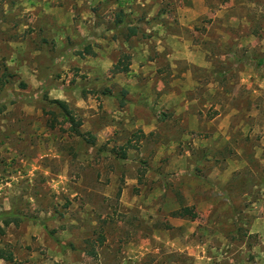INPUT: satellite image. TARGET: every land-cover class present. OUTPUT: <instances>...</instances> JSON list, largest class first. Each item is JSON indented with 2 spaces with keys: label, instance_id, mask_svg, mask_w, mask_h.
Returning <instances> with one entry per match:
<instances>
[{
  "label": "rangeland",
  "instance_id": "obj_1",
  "mask_svg": "<svg viewBox=\"0 0 264 264\" xmlns=\"http://www.w3.org/2000/svg\"><path fill=\"white\" fill-rule=\"evenodd\" d=\"M0 248L264 264V0H0Z\"/></svg>",
  "mask_w": 264,
  "mask_h": 264
},
{
  "label": "trees",
  "instance_id": "obj_2",
  "mask_svg": "<svg viewBox=\"0 0 264 264\" xmlns=\"http://www.w3.org/2000/svg\"><path fill=\"white\" fill-rule=\"evenodd\" d=\"M132 34H134V30H132ZM87 49V48H86ZM128 56H123V59L116 62V64H114L113 66V71L115 73H123V72H127L128 70ZM79 133L76 132V135H78ZM122 155H125L124 153ZM124 158V156H123ZM172 216L175 217H191L194 218V213L191 211V209L185 207L182 209H179L175 212L172 213ZM0 259L5 261V262H11L12 261V254L8 251H5L4 249L0 248Z\"/></svg>",
  "mask_w": 264,
  "mask_h": 264
}]
</instances>
